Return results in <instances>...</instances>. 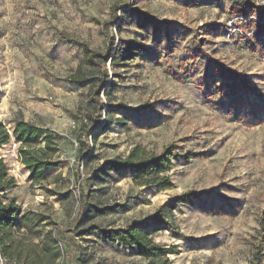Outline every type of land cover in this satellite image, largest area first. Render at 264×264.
<instances>
[{
    "label": "rangeland",
    "instance_id": "374dc122",
    "mask_svg": "<svg viewBox=\"0 0 264 264\" xmlns=\"http://www.w3.org/2000/svg\"><path fill=\"white\" fill-rule=\"evenodd\" d=\"M262 11L255 0H0V124L11 136L0 160L15 182L0 200L56 231L61 264H147L102 235L137 227L176 248L173 264H264ZM127 42L137 55L113 66ZM81 45L112 48L105 74ZM18 120L57 143L59 166L39 183L21 162ZM136 147L178 155L171 188L140 187L132 169L95 178ZM186 192L200 197L179 202Z\"/></svg>",
    "mask_w": 264,
    "mask_h": 264
},
{
    "label": "trees",
    "instance_id": "16d2710c",
    "mask_svg": "<svg viewBox=\"0 0 264 264\" xmlns=\"http://www.w3.org/2000/svg\"><path fill=\"white\" fill-rule=\"evenodd\" d=\"M263 14L262 11L261 18ZM139 47L136 42H127L117 48L111 64L115 66L120 62L132 60L137 55L136 51L139 50ZM81 48L88 63L98 68L100 73L105 74L106 63L109 61L112 48L105 53L91 50L86 45H81ZM220 71L223 74V69ZM102 81H107V78H103ZM240 87L239 84L235 85L236 92L239 94L241 93ZM96 97L99 108L103 110L104 104L100 100V90L96 93ZM238 99L240 105H245L244 97L239 96ZM122 121L127 123L128 118ZM111 125L112 122H106L105 125L98 124V127ZM13 137L20 144L21 162L34 183L46 180V169L59 166V162L54 161L51 156L57 151V143L52 133L24 120H18L15 122ZM10 139V134L0 124V148L6 145ZM177 157L178 155L170 151L156 155L136 147L127 158H117L107 162L95 174V178L106 182L114 173L132 169L136 176L135 183L138 186L158 187L163 191L172 187L169 177L164 174L171 169L172 159ZM14 183V179L8 174L6 164L0 160V197L5 195L7 189ZM199 197L200 194L186 192L178 197V201L184 202ZM174 209V204H168L161 207L159 213L164 211V215H170ZM96 211L99 215L103 213V210L100 209H96ZM36 217L31 212H22L15 199L0 200V248L11 262L17 264H61L64 256L61 237L53 229L41 228L40 225L43 222L38 221ZM86 217L83 219L86 220ZM102 235L111 243L126 249H135L147 264H173L169 255L177 254L175 247L166 248V246L156 243L142 227H137L134 230L123 228L104 230Z\"/></svg>",
    "mask_w": 264,
    "mask_h": 264
},
{
    "label": "built area",
    "instance_id": "2783aa9c",
    "mask_svg": "<svg viewBox=\"0 0 264 264\" xmlns=\"http://www.w3.org/2000/svg\"><path fill=\"white\" fill-rule=\"evenodd\" d=\"M256 5L259 9L264 11V0H255ZM0 264H17L11 262L3 253L2 249L0 248Z\"/></svg>",
    "mask_w": 264,
    "mask_h": 264
}]
</instances>
